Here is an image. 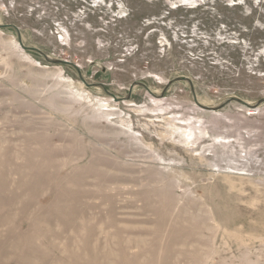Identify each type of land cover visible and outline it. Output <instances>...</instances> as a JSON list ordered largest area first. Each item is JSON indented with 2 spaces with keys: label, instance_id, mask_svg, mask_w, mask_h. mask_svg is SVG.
Segmentation results:
<instances>
[{
  "label": "rangeland",
  "instance_id": "1",
  "mask_svg": "<svg viewBox=\"0 0 264 264\" xmlns=\"http://www.w3.org/2000/svg\"><path fill=\"white\" fill-rule=\"evenodd\" d=\"M0 25V264H264V0H0Z\"/></svg>",
  "mask_w": 264,
  "mask_h": 264
},
{
  "label": "water",
  "instance_id": "2",
  "mask_svg": "<svg viewBox=\"0 0 264 264\" xmlns=\"http://www.w3.org/2000/svg\"><path fill=\"white\" fill-rule=\"evenodd\" d=\"M7 28H12V29H14V30L16 31V28H15L14 26H11V25H4V26H3V25H0V29H7ZM18 45H19V47H20L21 50H24V51H31V52H32V51H34V52H38L37 50H34V49H31V48L24 47V45H23L20 41H18ZM44 59H45L46 61H48V62H54V61L48 59L46 56H44ZM56 62H57V61H56ZM57 63H60L61 65H68L67 62H63V61H62V62H57ZM179 80L187 81L188 83H190L189 80L186 79V78H181V79H179ZM225 103H226V104H228V103H234L235 105L240 106V107H242V108H244V109H246V110H250V111L254 110V107H250V106H248L245 102H243V101H241V100H239V99H237V98L229 99V100L226 101ZM259 103H264V99L261 100V101H259ZM226 104H224V105H226ZM219 108H221V107H219ZM210 110H216V109H210Z\"/></svg>",
  "mask_w": 264,
  "mask_h": 264
},
{
  "label": "bare ground",
  "instance_id": "3",
  "mask_svg": "<svg viewBox=\"0 0 264 264\" xmlns=\"http://www.w3.org/2000/svg\"><path fill=\"white\" fill-rule=\"evenodd\" d=\"M18 46H19V45H18ZM222 109H223V108H222ZM188 131H189V130H188ZM191 136H192L191 132L188 133V135H186V137H187L188 139L191 138ZM187 138H186V139H187ZM188 139H187V140H188ZM189 140H190V139H189ZM191 140H192V139H191Z\"/></svg>",
  "mask_w": 264,
  "mask_h": 264
}]
</instances>
